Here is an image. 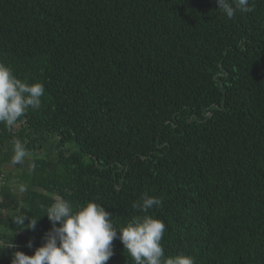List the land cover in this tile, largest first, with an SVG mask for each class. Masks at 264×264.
<instances>
[{
  "label": "trees",
  "instance_id": "trees-1",
  "mask_svg": "<svg viewBox=\"0 0 264 264\" xmlns=\"http://www.w3.org/2000/svg\"><path fill=\"white\" fill-rule=\"evenodd\" d=\"M250 4L228 19L215 0H0V62L45 88L0 123V239L31 255L55 196L120 226L147 192L166 255L264 264V0ZM18 212L42 216L32 230ZM107 264H134L119 239Z\"/></svg>",
  "mask_w": 264,
  "mask_h": 264
},
{
  "label": "clouds",
  "instance_id": "clouds-1",
  "mask_svg": "<svg viewBox=\"0 0 264 264\" xmlns=\"http://www.w3.org/2000/svg\"><path fill=\"white\" fill-rule=\"evenodd\" d=\"M215 3L228 19L237 11H254L250 0H215ZM44 92L41 82L18 78L11 67L0 62V123L12 128L29 109H40ZM12 152L13 164H22L25 157L31 155L19 139L13 141ZM20 190L25 191L26 187L21 186ZM161 204L158 197L145 192L132 204L140 214L116 226L102 204L87 201L73 206L57 195L42 214L47 215L51 228L31 255L18 250L11 242L13 235L6 240L0 239V251L12 249L11 264H107L113 255V241L119 239L134 264H195L190 254H165L161 241L166 226L150 214L153 207ZM40 216L33 218L18 212L13 220L20 228L34 230ZM27 247H33L31 241L27 242Z\"/></svg>",
  "mask_w": 264,
  "mask_h": 264
},
{
  "label": "rangeland",
  "instance_id": "rangeland-1",
  "mask_svg": "<svg viewBox=\"0 0 264 264\" xmlns=\"http://www.w3.org/2000/svg\"><path fill=\"white\" fill-rule=\"evenodd\" d=\"M15 126H17V124H16ZM39 152H41V149L38 150V153H39ZM2 169L5 170V171H8V170H11V169H12V166H11L10 164H3V165H2ZM1 182H2V180L0 179V183H1ZM10 185H11V188H14V187L18 186V183H17L16 178H14V179L11 181Z\"/></svg>",
  "mask_w": 264,
  "mask_h": 264
}]
</instances>
